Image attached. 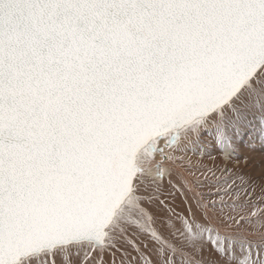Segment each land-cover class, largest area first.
Listing matches in <instances>:
<instances>
[{"label": "snow or ice", "instance_id": "snow-or-ice-1", "mask_svg": "<svg viewBox=\"0 0 264 264\" xmlns=\"http://www.w3.org/2000/svg\"><path fill=\"white\" fill-rule=\"evenodd\" d=\"M243 101L264 121V0H0V264H264L250 193L165 151L224 118L231 152Z\"/></svg>", "mask_w": 264, "mask_h": 264}, {"label": "rangeland", "instance_id": "rangeland-1", "mask_svg": "<svg viewBox=\"0 0 264 264\" xmlns=\"http://www.w3.org/2000/svg\"><path fill=\"white\" fill-rule=\"evenodd\" d=\"M247 103L248 101H243L238 105L241 110L245 112V116L243 119V131L236 137L234 142V150L236 152V156L233 160H236V163L229 162L224 164V162L222 161L223 159L220 156L221 144L215 141L216 131L213 132L212 135H210V143L214 142L217 144V154L215 155L216 157L212 159L207 155V159L204 162H200L198 159L199 149H196L192 157H190L191 160L188 161L187 159H185V163L190 166L195 165L197 167L202 164H204V166L206 167H211L216 163H218L219 167H222L223 164L221 172L222 175L221 177H219L220 174H218L217 178L227 179L229 176L233 177L235 181L240 184L242 189H244L247 193H250L247 196V199L252 200L254 206L248 209V211L256 212L257 209H264V203L261 202L262 198H264V121L261 120L258 110L253 111L245 108V104ZM233 115L234 114L231 111L226 113L227 117ZM205 125V128H217V125H220V127L223 128L225 125V119L219 118L215 121L210 120ZM205 128L201 127V129L199 130H203ZM193 130L195 129H191V131ZM205 136L206 135L203 134L200 139L205 138ZM176 156L182 155L177 154ZM151 181L152 179L150 181H146V188L150 187ZM157 181L162 185L160 192L154 193V196L158 198V202L146 206L150 209L155 210V212L157 213V226L163 227V221L165 217L162 213H160V208H166L168 206H178L177 211H180L181 208L188 206V201L186 200V197L183 195L184 193L182 191L174 189L172 185L168 184L167 179H165L164 181ZM212 199L217 200V202L219 203L218 198L212 197ZM159 201H163V204L161 205ZM181 201H183V204H181ZM222 211L225 214L232 213L233 215H235L237 210L224 208L222 209ZM131 236L135 237L137 241L144 244L145 246L149 244V241L142 235H138L137 233L133 232L131 233ZM201 256L207 260L215 259L214 249L212 245H208L205 249H203L202 253L196 256V259H201Z\"/></svg>", "mask_w": 264, "mask_h": 264}, {"label": "bare ground", "instance_id": "bare-ground-1", "mask_svg": "<svg viewBox=\"0 0 264 264\" xmlns=\"http://www.w3.org/2000/svg\"><path fill=\"white\" fill-rule=\"evenodd\" d=\"M205 126L206 125H202L198 129H195L193 131H191V129H189V130L181 132L180 137H179V143L183 147V151H179V152L178 151H172V150H169L167 148L165 149V151L169 155H172V156H176L177 154L182 155L188 161L191 160L190 157H192V155L196 149H199L198 159L200 162H204L207 159V155L209 157H211L212 159L215 158L216 157L215 155L217 154V144L214 142L210 143V141H211L210 135H212L213 132L217 131V128H209V127L205 128ZM201 127H204L205 129L199 130V129H201ZM203 134L206 135L205 138L200 139V137ZM220 156L222 157V159H223L222 161L224 162V164L229 163V162L236 163V160L235 161L233 160L234 157L236 156V152L234 149L231 152H228L221 146V155ZM158 159H163V158L158 156ZM220 165H221V163H220ZM202 166H204V164L200 165L199 167H202ZM211 167H215V168L219 169V171L217 172V175L220 174L219 177H221L223 164H222V167H219L218 163H216L215 165H213ZM166 168H167V162L165 164V178L163 180H160V178L158 176H156L155 169H153L148 174L147 180L150 181L151 179L152 180L156 179L159 181H164L165 179H168Z\"/></svg>", "mask_w": 264, "mask_h": 264}]
</instances>
